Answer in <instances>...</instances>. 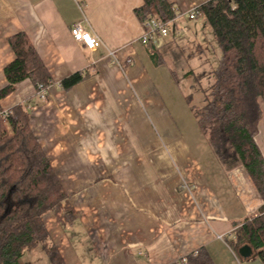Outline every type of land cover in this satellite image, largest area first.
<instances>
[{
    "label": "crops",
    "instance_id": "0c3cea01",
    "mask_svg": "<svg viewBox=\"0 0 264 264\" xmlns=\"http://www.w3.org/2000/svg\"><path fill=\"white\" fill-rule=\"evenodd\" d=\"M166 1L175 12L169 37L143 44L137 10L144 0H0V90L15 59L10 39L19 33L53 80L46 99L27 80L1 107H27L30 128L70 196L71 225L44 218L64 264H180L199 251L211 264H264L230 245L235 225L256 217L263 200L219 124H199L162 54L173 27L179 37L180 23L195 20L189 15L200 0ZM78 23L101 40L96 50L73 38ZM201 28L190 27L195 51L210 43ZM76 73L85 79L61 88ZM179 100L191 123L180 121ZM260 105L255 140L264 158ZM32 253L22 264H51Z\"/></svg>",
    "mask_w": 264,
    "mask_h": 264
},
{
    "label": "trees",
    "instance_id": "16d2710c",
    "mask_svg": "<svg viewBox=\"0 0 264 264\" xmlns=\"http://www.w3.org/2000/svg\"><path fill=\"white\" fill-rule=\"evenodd\" d=\"M144 2L137 10L142 22L159 18L168 23L175 18L166 0ZM194 8L221 50L218 65L206 75L212 82L205 106L195 115L202 127L219 124L263 200L256 217L235 225L230 245L237 250L249 247L264 263V158L255 140L264 103V0H204ZM10 45L15 59L4 70L7 85L0 90V111L1 101L24 81L36 89L53 83L26 34L13 36ZM209 45L203 50L196 47L200 57ZM150 46L156 59L159 50ZM84 79V74L76 73L60 85L69 90ZM49 214L63 226L76 219L70 196L30 128V112L25 105L14 106L6 121L0 115V264H22L25 253L37 247L43 248L51 264H64L44 223ZM186 264H211V260L199 251Z\"/></svg>",
    "mask_w": 264,
    "mask_h": 264
},
{
    "label": "rangeland",
    "instance_id": "374dc122",
    "mask_svg": "<svg viewBox=\"0 0 264 264\" xmlns=\"http://www.w3.org/2000/svg\"><path fill=\"white\" fill-rule=\"evenodd\" d=\"M203 1L204 0H200L199 2L202 3ZM204 22H206L204 18L197 17L195 20H191V22L187 21L186 23H180L183 31L179 37L175 35V29L173 27V43H171L170 47L167 48L168 50L162 52L167 63L166 65L178 77L177 81L179 82L178 89L180 90V93L184 94L188 98L189 105L187 103L186 104L193 110L203 108L205 106L206 91L212 82V80L209 79L208 76L206 77V75H208L209 71H212L216 68L218 65V60L221 56V50L214 39L213 31L210 28L209 30H206V28L203 26ZM197 23L202 27L201 33H206L205 36L208 42H210V45L208 46L209 50L206 52L207 56L204 55L200 58H196L199 54L194 50L195 45L191 43L192 40L189 33L190 27L192 29L193 25ZM182 71H193L194 78L190 80L185 79L186 72L185 75H183ZM179 104L180 105L177 111L181 114L180 121L186 120L188 122L189 115L181 109V100H179ZM189 123H191V121H189ZM27 252H33L32 255L36 257H40L41 254L44 257L46 256L42 247H39L37 250L32 252L30 250ZM38 264H42V262H39Z\"/></svg>",
    "mask_w": 264,
    "mask_h": 264
},
{
    "label": "built area",
    "instance_id": "2783aa9c",
    "mask_svg": "<svg viewBox=\"0 0 264 264\" xmlns=\"http://www.w3.org/2000/svg\"><path fill=\"white\" fill-rule=\"evenodd\" d=\"M195 8L193 7L189 18L195 19L196 18ZM145 33L141 38V42L143 44H148L153 42V40L157 39V37H161L163 39L168 38L170 32L169 27L166 22L159 18H152L144 23ZM72 36L77 43L84 45L86 48L90 50H96L102 43L98 37H94L88 32H86L80 23L73 26L71 30ZM47 88L40 86L38 87V97L40 99H46ZM9 114V110H2L0 111V115L4 121ZM195 253L194 255H196ZM188 262V257L181 259L180 264H186Z\"/></svg>",
    "mask_w": 264,
    "mask_h": 264
},
{
    "label": "water",
    "instance_id": "95a60500",
    "mask_svg": "<svg viewBox=\"0 0 264 264\" xmlns=\"http://www.w3.org/2000/svg\"><path fill=\"white\" fill-rule=\"evenodd\" d=\"M244 253L250 255L252 253V250L249 247H244L243 249H241V254Z\"/></svg>",
    "mask_w": 264,
    "mask_h": 264
}]
</instances>
